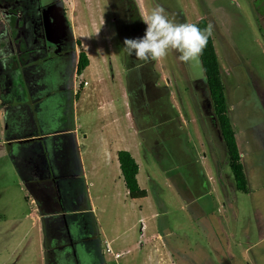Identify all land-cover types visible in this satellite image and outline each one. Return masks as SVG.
<instances>
[{
	"label": "rangeland",
	"instance_id": "rangeland-1",
	"mask_svg": "<svg viewBox=\"0 0 264 264\" xmlns=\"http://www.w3.org/2000/svg\"><path fill=\"white\" fill-rule=\"evenodd\" d=\"M62 1L73 34L80 38L76 54L83 49L89 58L63 95L72 100L73 132L88 170L89 208L81 203L84 209L67 210L71 213L64 219L72 223L71 232L58 240L60 248L64 242L68 248L60 253L64 263L58 262L47 239L43 244L41 234H48L41 229L38 210L43 197L38 202L30 196L6 145L9 135L18 132L17 112L7 111L8 83L4 78L3 86L0 76V264H46L45 255L48 264H264V0ZM157 5L175 23L203 17L213 27L247 192L235 187L200 60L185 64L170 50L161 61L144 62L124 47L125 38L144 35L141 15ZM7 8L0 5V36L7 50L21 56L19 40L28 34L20 35L15 13ZM37 57L25 61L26 77L29 65L42 62V55ZM107 101L114 104L110 111ZM109 122L110 127L105 125ZM62 123L53 119L38 127L53 129ZM32 130L24 126L19 134ZM111 143L112 155L120 148L136 160L140 193L129 194L116 159L108 166L105 156L110 153L102 154L100 147ZM39 148L34 144L23 163L32 162ZM31 174L38 181L46 179ZM66 180L60 191L65 201L68 188L77 190L78 184ZM110 239L111 244L105 243Z\"/></svg>",
	"mask_w": 264,
	"mask_h": 264
},
{
	"label": "trees",
	"instance_id": "trees-1",
	"mask_svg": "<svg viewBox=\"0 0 264 264\" xmlns=\"http://www.w3.org/2000/svg\"><path fill=\"white\" fill-rule=\"evenodd\" d=\"M0 5H8L4 0ZM11 5V4H9ZM3 9V8H2ZM192 24H196L198 27H200L202 30L206 28L209 23L207 20L203 17L199 18L198 20L191 22ZM7 35V33H6ZM4 36H0V48L4 49L7 53H12L11 56H13L14 52L13 49L7 50V42L3 43ZM5 47V48H4ZM10 56V58H11ZM10 60V59H9ZM200 63L205 75L207 87L209 90L210 98H211V105L214 110V115L216 118V121L218 122L219 127V133L224 141L225 147H226V153H227V160H228V166L232 173L235 187L237 190L242 192L248 191V180L246 177V174L244 172L243 165L241 163V156L239 152V148L237 146L236 141V135L235 130L233 128L232 121L229 117L228 113V105L225 98V88L221 79V73H220V62L219 58L217 56L215 46L213 43L212 35L208 38L207 46L203 49V53L200 56ZM89 64V58L84 50H81L79 56H78V63H77V72L80 74ZM23 64L21 65V67ZM7 67H11V64H8ZM31 72H33V69H31ZM6 76H8L9 80L11 81L10 86L8 89H11L12 91H8L7 98H4L6 100H9L8 102H11L10 106H8L7 111L9 109H12L17 112V115H15L16 124L15 126L18 127V132L13 135H9L7 139V144L10 146V153L14 160L15 167L19 173V175L24 179L26 188L29 189L30 196L35 197L38 202L40 195H43L45 197H50L55 201V205H49L47 209L44 207V203L40 204L39 211L42 215V227L44 231H47L48 234L43 237V244H47L49 247H53L54 249V256H58V262H60L63 259V256L60 255V252L57 247V238L54 235L52 231H50V228H53L55 226L61 225V219L59 220V214L60 213H67L66 211L71 210H80L84 209L83 206H81V203L85 204V208H89L88 204V198H87V191H86V182L83 177V168L82 164L79 158V150L75 139V133L73 132V116H72V110L70 109L72 107V100L68 99L67 103L69 105L63 104V99L56 100L57 102H54V96H58L56 93L52 95H48V100H45V102H38L36 101L37 97H42L44 93H46V90L42 91V89H38L39 95L36 94L37 84L36 82L31 78L30 81L25 83L23 81V77L20 76V67L15 68V72L12 73L11 71L6 72ZM19 74V76L13 77V75ZM2 78V85L4 86ZM82 86V84L80 83ZM19 86L22 87L21 95L19 97L18 91ZM67 91L62 94L66 95ZM78 96V91L75 93L74 97ZM36 99V100H35ZM31 100L34 101V104L31 103ZM62 100V102H61ZM65 100V98H64ZM35 101L37 103H35ZM44 103V107L42 106ZM65 103V101H64ZM33 104V105H31ZM31 107H30V106ZM40 107V108H39ZM34 113V120L35 122H27L28 118H30V114ZM23 117L24 121L21 122V117ZM6 117L7 113H6ZM28 117V118H27ZM53 119H58L60 121H63L58 128H40L38 125H45L46 123L51 122ZM38 121V122H37ZM40 121V122H39ZM31 126L32 130L30 133L25 132L22 134H19V131L24 126ZM53 132H56L58 134H52ZM52 134V135H49ZM37 136V140H27L22 139L26 138L27 136ZM46 135V136H44ZM21 137V138H20ZM53 139H57L58 141L52 142ZM13 144V145H12ZM35 147H52L53 145L58 150L57 153H55V168L48 166V161L51 160V157L47 158V152L44 153L43 151L41 153L35 152L34 159L30 163V166L27 167V169L22 170V165L18 163L19 158H26L30 156V152L27 151V148L33 149ZM12 145V146H11ZM42 149V148H41ZM51 154V153H50ZM32 155V154H31ZM117 160L119 163V169L120 174L122 176V180L124 183V186L130 193L133 192H139L140 187L137 181V174L139 171L138 164L134 157L131 155V153L128 150L120 149L117 151ZM39 165L40 168L36 171V166ZM32 168L33 172L35 174L42 173L43 176L47 177L45 180L38 181L34 178H32V174L30 169ZM34 168V169H33ZM57 169L61 172H52L50 169ZM30 171V172H29ZM55 175L57 178L63 177V176H71L75 177L74 181H78L77 184V190H73V185L70 186L67 190L70 194L67 196H72L73 200L71 202H67L62 199L61 193L58 191L55 184L54 177ZM45 189V190H44ZM63 202L65 203L64 209H63ZM76 214V213H75ZM93 228L89 229V235L93 234ZM64 245V244H63ZM96 247L98 245L96 244ZM68 248L64 247L63 251ZM47 250V249H46ZM69 257V256H67ZM101 260V259H100ZM45 261L46 264H48V258L47 255H45ZM62 260V263H64ZM69 261V260H68ZM80 261V260H79Z\"/></svg>",
	"mask_w": 264,
	"mask_h": 264
},
{
	"label": "flooded vegetation",
	"instance_id": "flooded-vegetation-1",
	"mask_svg": "<svg viewBox=\"0 0 264 264\" xmlns=\"http://www.w3.org/2000/svg\"><path fill=\"white\" fill-rule=\"evenodd\" d=\"M7 5V10L10 9L14 11V21L15 25L20 28V35H24L27 32L28 37L25 39L22 38L19 40L18 49L21 51V56H16V52H14L13 56H11L10 60H8L7 65L11 64V67H7L4 65H0V76L1 78L7 79L8 85L5 86L6 92L11 89L8 87L11 84L12 80L8 79L6 76V72L11 71L12 73L15 72V68L20 67V76L23 77V81L27 83L28 75L36 82L37 89L36 93L38 92L39 84L44 83L42 89H47L46 93L47 96L44 99H41L40 102H45L48 100V95L57 94L59 99H63V104L69 105L67 103L68 98L64 100L62 93L64 91H68L74 85V77L79 75L77 72V63H78V56L83 49H79L77 54V46L81 43L79 38H75L71 24L68 22V17L66 15V9L64 7L62 0H4ZM9 4H12L9 8ZM10 12V11H9ZM26 22V24H25ZM25 24V25H24ZM26 42V44H25ZM71 43V47L69 46ZM31 47V52L28 50ZM81 45V44H80ZM41 54L43 60L39 64H32L28 66L27 77L25 75V71L23 68L26 67L28 64L25 62L29 60L30 57L38 58L37 56ZM37 55V56H36ZM76 55V56H75ZM20 56V57H19ZM22 58V61L20 58ZM21 62H23V66L21 67ZM18 63V65H17ZM25 64V65H24ZM33 69V72H31ZM19 76V74L13 75V77ZM30 78V79H31ZM42 79V82H40ZM29 82V81H28ZM31 82V81H30ZM32 83V82H31ZM22 87L19 86L18 95H21ZM39 95V94H38ZM37 95V96H38ZM41 97L38 96L36 99H40ZM35 99V100H36ZM4 101L8 102L9 100L4 99ZM65 101V103H64ZM36 102V101H35ZM54 102H57L54 99ZM62 102V100H61ZM44 107V103L42 105ZM8 108V107H7ZM21 117V122L24 121L23 117ZM28 118V117H27ZM35 122L34 117L31 119L28 118L27 122ZM40 122V121H39ZM21 138V137H20ZM27 151H31L27 148ZM162 153L157 152V156ZM32 153H30L31 156ZM25 159L19 158V163L22 165L21 169H27L30 166L31 161L27 164L23 163ZM26 161V160H25ZM30 169V167H29ZM32 173V168L30 169ZM30 172V171H29ZM43 197L44 204L50 198L46 199L47 197L40 195ZM69 220V219H68ZM45 220H43L44 222ZM61 225L55 226L50 228V231L54 233L53 236L57 238L56 242L58 244V240L61 238L67 237L71 230L70 224L65 219H61ZM70 221V220H69ZM72 237V236H71ZM71 243V240L69 241ZM66 245V243H63ZM62 244L61 246H57L58 250H62L65 246Z\"/></svg>",
	"mask_w": 264,
	"mask_h": 264
},
{
	"label": "clouds",
	"instance_id": "clouds-1",
	"mask_svg": "<svg viewBox=\"0 0 264 264\" xmlns=\"http://www.w3.org/2000/svg\"><path fill=\"white\" fill-rule=\"evenodd\" d=\"M141 19L146 25L144 35L136 38H125L123 43L129 56L134 55L136 59L144 62L161 61L167 57L170 50H174L179 54L178 58L181 62L189 65L198 64L203 49L207 46L208 38L213 32L211 24L202 30L196 24L175 23L169 19L166 10L159 5L155 6L147 15L142 14ZM9 59L10 53L0 48V65L6 66ZM85 82L87 83L86 80ZM41 148L37 153L42 151L51 153L52 151V147L49 146ZM50 199L51 202H45V209L49 205H54L55 201ZM63 214H59L61 219L66 218L68 213H65V216ZM40 221L41 229L44 231L42 217ZM44 236L45 233H43ZM62 251L63 249L59 250L60 253ZM117 254L120 255L119 252ZM99 264L103 263L100 261Z\"/></svg>",
	"mask_w": 264,
	"mask_h": 264
},
{
	"label": "crops",
	"instance_id": "crops-1",
	"mask_svg": "<svg viewBox=\"0 0 264 264\" xmlns=\"http://www.w3.org/2000/svg\"><path fill=\"white\" fill-rule=\"evenodd\" d=\"M79 38V37H78ZM80 39V38H79ZM157 72H158V74H159V71L157 70ZM164 79H166V78H164ZM167 80V82H169V80L168 79H166ZM202 82H203V80H201ZM165 82V81H164ZM107 107H109V111H110V108H113L114 107V104L113 103H110V102H108L107 101ZM103 107V106H102ZM100 110L102 109V108H99ZM101 111H104L105 113L106 112H108L107 110L105 111V110H101ZM105 125H108L109 127L112 125L110 122L109 123H106ZM172 126V125H171ZM52 134H58V133H52ZM52 134H49V135H52ZM45 136V135H44ZM77 138V137H76ZM77 140V139H76ZM55 141H58L57 139H53L52 140V142H54V144H55ZM118 142V141H117ZM110 146H113L112 145V143H111V145L110 144H108V146L106 145V146H104V147H100L101 148V151H102V154H104V155H106L107 153H110ZM48 147V146H47ZM108 147V148H107ZM118 147V146H117ZM118 150H120V148H118V149H116L115 151H114V154L112 155L111 153H110V156H109V158H107V156H105V160H106V162H112L114 159H116L115 160V164H116V168L118 169V171H120V169H119V163H118V160H117V151ZM57 149L55 148V146L53 145V148H52V151H51V154H50V152L48 151L47 152V158L48 157H51V160L50 161H48V166H49V168L50 167H53V168H55V153H57ZM79 152H81V150L79 149ZM107 152V153H106ZM80 161H81V164H82V168H83V177H84V175H85V172H87L88 170L84 167V163H83V159H82V153H80ZM109 163V165L108 166H110V165H112V163L110 164ZM114 165V164H113ZM40 168V166L39 165H37L36 166V169H34V170H38ZM50 169L52 172H56V171H58V172H61L60 170H57V169ZM90 173V172H89ZM40 175H42V173H39ZM39 174H36L35 176H37V175H39ZM44 178H47V177H45V176H43ZM64 177H66V178H62V176L61 177H59V178H57V176L55 175V177H54V180H55V184H56V188L58 189V191L60 192V191H62V188H63V184L65 183V181H67L66 179H67V176H64ZM32 178H34V179H36L34 176H32ZM68 178H70V179H74L75 177H72L71 178V176H68ZM86 178L84 177V180H85ZM42 180V179H41ZM128 191V190H127ZM136 192H133V193H131V195H133V194H135ZM138 193H140V192H137V194ZM66 200L68 201V202H71L72 200H73V197L70 195V196H67V198H66ZM48 202H51V199H49L48 200ZM43 203V202H42ZM75 211H78V210H75ZM66 212H68V211H66ZM71 212H68V214H70ZM72 213H75V212H72ZM77 213V212H76ZM63 216H65V213L63 214ZM139 220H140V222H142V224L143 225H145L146 224V218L144 217H142V218H139ZM40 223H41V221H40ZM143 229V228H142ZM142 232V230L140 231V233ZM157 234V233H156ZM42 235V238H43V234H41ZM142 236V238L144 237V233H143V235H141ZM157 236H159V234H157ZM112 241H113V239H110V240H108V241H105V243L107 242V243H109L110 242V244L112 243ZM143 243V242H142ZM141 243V245L143 246V244ZM129 250V248H127V251ZM244 253L246 254L247 252H245L246 251V249L244 248ZM97 253H100V252H97ZM96 253V254H97ZM120 253V252H119ZM94 262H97V260H96V257H94Z\"/></svg>",
	"mask_w": 264,
	"mask_h": 264
},
{
	"label": "built area",
	"instance_id": "built-area-1",
	"mask_svg": "<svg viewBox=\"0 0 264 264\" xmlns=\"http://www.w3.org/2000/svg\"><path fill=\"white\" fill-rule=\"evenodd\" d=\"M119 254H116V256H118Z\"/></svg>",
	"mask_w": 264,
	"mask_h": 264
}]
</instances>
